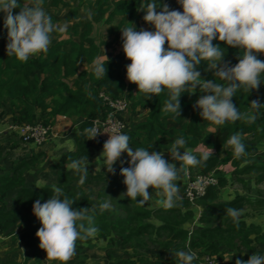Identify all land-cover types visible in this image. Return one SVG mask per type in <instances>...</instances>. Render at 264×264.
Wrapping results in <instances>:
<instances>
[{
  "label": "trees",
  "instance_id": "16d2710c",
  "mask_svg": "<svg viewBox=\"0 0 264 264\" xmlns=\"http://www.w3.org/2000/svg\"><path fill=\"white\" fill-rule=\"evenodd\" d=\"M19 2L29 5L30 0H19ZM46 2L51 7H57L58 4H62L63 7L69 6L63 0H43L42 5ZM141 3L142 0H117L115 2L92 0L89 7L90 18L86 19L81 26L75 24L69 27L67 29L68 39L49 45L46 51L30 56L24 62L18 61L14 56L7 57L6 55L7 30L3 24L4 13L0 12V110L3 101L7 99L9 108L6 111L10 115L7 123L34 124L38 122L49 126L51 130L52 124L58 116L80 119L81 126L80 133L76 137V150L65 154L58 163L52 166V169H57L60 166L70 164L73 159L84 158L86 162L90 156V149L103 146L100 142L88 140L83 130L91 126L92 119L104 117L109 112L104 97L112 101L124 99L127 101L125 112L135 111L138 107L148 110L147 117L143 122L133 126L130 131H127V127L123 130V134L129 137V146L133 149L144 147L149 151L167 152L168 146L178 136L182 135L186 141L184 148L198 158L202 154L193 150L199 145L210 147L216 151V154L208 155L207 161L202 165L188 166L189 170L198 168L200 170L198 174L208 175L214 167L222 163L230 162L236 166L238 158L234 156L231 146L224 142L230 135L238 132L241 134L242 142L245 145V155L255 149L243 138L249 134L264 133V108L255 111L254 119L251 121L237 120L226 122L224 125H216L218 132L212 139L209 131V127L212 126L211 123L200 117L199 109L193 108L198 97L204 95L199 86L190 89L191 93L185 91L181 94L179 97V116L162 111L164 101L167 99V92L153 95L150 99H147L146 94L138 92L137 86L126 79V65L130 62L124 54H118L108 59L105 77L96 78L89 70L77 75L72 86L68 85L67 79L76 74L78 63L83 62L90 65L92 58L100 55L101 47L91 37L93 21L102 19L104 23H109L114 18H119L121 24L123 22V24L138 25L144 22L142 19L144 12L140 11ZM161 3H164L163 0ZM168 6L173 9L170 5ZM18 11L19 8L14 9L13 14ZM74 15V11L69 12V17ZM147 25L153 28L151 24ZM53 34H55L54 31L51 36ZM213 43L216 44L217 41L213 40ZM219 46L224 48L222 49L224 52L222 62L228 61L231 65H235L238 62L237 53L238 51L242 52V50L226 46L222 41L219 42ZM164 47H167V42H165ZM256 55L258 59L263 60L261 54L257 53ZM208 63L201 61V64L197 66L201 79H213L215 70L209 69L206 65ZM262 82H264V77H262ZM257 98L264 102V84L255 90H250L249 94L238 90L232 97V102L240 111H246L248 103ZM123 113L119 115L120 119H122ZM5 132L19 138L13 132L6 130ZM222 152L224 156L220 157ZM42 157H44L42 153L27 157L19 164L12 166L7 172L0 174V235L11 234L13 229L22 223L27 229V234L24 237L27 248H33L38 241L35 233L41 225L34 215L32 219H29L27 216L20 215V211L23 207L32 209L36 199H40L43 203L54 194V187L43 186L35 190L25 184V172L30 169V165H38ZM78 175L79 173L75 170L68 169L58 177V181L61 182V198L67 196L72 201L73 208L88 207L94 209L95 213H90L93 215L92 224L98 229L96 233L98 237L105 241L118 242V244L130 248L131 242L142 236L147 235L153 240L164 236L161 246L170 262L176 261L174 256L176 250L202 249L205 252L203 257L205 255L213 256L217 260L215 255L217 253V241L225 243L227 247L233 246L235 241L247 247L250 242L248 236L252 233L253 227H245L243 223L238 222L237 225L232 222L231 218L225 214V210L229 207L236 208V204L214 203L216 199L214 187L207 188L205 195L195 199L193 204L185 199H180L177 204L175 203L172 207L165 209H148L143 205H137L135 201L127 197L120 198L119 201H123L120 203V207L125 215L122 219L111 220L107 218L104 211H99L100 200L97 201L96 206H91L88 198L77 199L73 196L72 191L74 189L69 191L70 187H68L71 185L70 183L62 184L63 181L74 179V176L77 178ZM115 176L116 173L109 172L104 175H92L88 171L85 181L107 179L113 193H125L126 186L122 182L117 183ZM148 189L158 190L151 188V186ZM181 190L183 191V188ZM10 193H13L12 206H8L7 202ZM130 205H135V207L129 208ZM194 205L213 210L215 219H223V226L200 228L190 235L184 226L193 217L192 206ZM182 208L185 210L183 211ZM153 217L159 219L158 225L148 221ZM83 223L85 226L88 225L87 220ZM112 234L116 238H113ZM87 240L77 239L75 245ZM22 264H26V261ZM95 264L151 263L144 258L134 259L133 256L127 254L117 261H111L110 255H107L104 263L96 262Z\"/></svg>",
  "mask_w": 264,
  "mask_h": 264
},
{
  "label": "clouds",
  "instance_id": "9594fccd",
  "mask_svg": "<svg viewBox=\"0 0 264 264\" xmlns=\"http://www.w3.org/2000/svg\"><path fill=\"white\" fill-rule=\"evenodd\" d=\"M43 0H30L24 5L19 0H0V12L4 13V28L7 30L5 52L7 57L14 56L24 62L47 50L51 34L56 27L51 17L42 8ZM181 10L170 9L161 0H142L143 21L153 26V30H137L134 24L122 27L121 50L127 60L126 79L137 86L138 92L153 95L167 92L162 111L179 116V97L185 91L197 86L204 95L198 97L193 108L199 109V115L211 125H224L237 120L251 121L255 111L264 108L259 98L248 103L246 111H240L232 102L238 90L249 94L264 84V60L257 58V53L264 55V0H176ZM19 11L13 14V10ZM64 31V28H60ZM213 40L217 43L214 44ZM222 41L226 46L238 50V62H222L224 52L219 46ZM165 42L167 47L165 48ZM201 61L209 62L207 67L214 69L213 79L200 77L197 66ZM108 58L104 51L90 62L94 77H105ZM147 110V109H145ZM83 131L88 140L98 136L97 125ZM215 127L210 133H215ZM108 134V133H107ZM231 146L237 158L245 155V145L241 134L234 133L224 142ZM184 137L178 136L167 148L171 159L180 162L179 168L202 165L208 154L199 158L184 148ZM206 147V146H205ZM212 152L210 147H206ZM181 150H183L181 152ZM122 153H126L127 167L121 160L119 175L126 186L123 196L144 205L153 198L147 189H158L157 196L162 197L165 207H172L177 198L178 167L167 162L161 151H149L144 147L133 149L129 146V137L113 125L112 134L104 142L100 152L104 168L115 174L113 167ZM84 158L73 159L68 167L78 172V184L82 185L88 175ZM209 183L212 181L209 180ZM110 208L107 201L98 205L100 212ZM32 213L41 227L35 235L39 248L46 253V259L60 262L68 261L75 252L77 239L84 241L93 238L98 229L92 224L94 209L73 208L72 201L64 196L61 189L54 188V194L43 203L36 199ZM92 213V214H90ZM242 210L229 207L225 214L238 225ZM87 220L85 226L83 221ZM177 264H192L193 252L176 250ZM235 264H264V255L253 253L246 261L236 259Z\"/></svg>",
  "mask_w": 264,
  "mask_h": 264
},
{
  "label": "crops",
  "instance_id": "0c3cea01",
  "mask_svg": "<svg viewBox=\"0 0 264 264\" xmlns=\"http://www.w3.org/2000/svg\"><path fill=\"white\" fill-rule=\"evenodd\" d=\"M69 6L63 7L62 4H58L57 7H51L46 2L44 5L48 9L56 10L58 8H65L68 10V13H65V18L67 23L65 25L64 31L59 35L56 33V36L51 37L50 43L54 44L57 41L65 40L69 38L67 34V29L72 25L78 24L82 25L83 22L86 20L85 18L80 22L76 17V12L73 8H71V0H63ZM80 4H87V9L89 14L90 11V3L92 0H79ZM110 2H115L117 0H109ZM164 3H167L172 8L176 4V0H163ZM43 6V5H42ZM74 11L75 15L73 17H69V12ZM90 18V15H89ZM131 26L126 23L121 24V20L119 18H114L109 23H104L103 20H100L101 33L99 34V39H97L93 34V28L91 37L93 38L94 42L100 45V55L103 54V51L107 58H112L118 54H123L121 50V33L120 30L122 27ZM137 30L144 29V30H153V28L149 27L146 23L142 22L138 25H135ZM264 60V55L261 54ZM130 62V61H129ZM90 70V65L80 62L77 64L76 67V74L70 76L67 79V83L69 86H72L73 81L76 79L77 75L87 72ZM9 108L8 100H4L2 103V108L0 110V174L7 172L11 169L12 166L19 164L21 161L30 157L32 155H36L42 153L44 155V160L40 163V166L44 164L43 162H47L46 159L49 161V167L52 169V166L59 162V160L65 156L67 153H72L76 150V137L80 133V119L78 118H68L58 116L55 118L52 127L51 133L45 143L41 146H37L34 143L27 142L24 143L20 141L15 135L9 134L5 132L4 128L7 122L10 119V115L6 109ZM148 114V110L136 108L135 111H127L122 114V120L126 122L127 131L133 129V126L136 124L143 122ZM211 127H215V133H211L212 139L216 136L218 132V127L216 125H212L209 127V131ZM258 135V134H257ZM255 136L249 134L245 136L243 139L247 137ZM255 149L250 151L247 155H242L238 158V162L235 165H232L230 162L222 163L217 165L211 170V174L215 177L217 184L213 186L216 190V199L214 203L219 204H229L235 203L237 209H241L242 213L239 218V223H243L245 227H253L252 233L249 234L248 240V248L241 245L240 242L235 241L233 246H228L223 242H216L217 244V260L219 264H235L236 259H241L246 261L253 253L262 254L264 255V147L263 146H256L253 145ZM212 150V149H211ZM199 154H208L213 155L216 154L215 150L212 152H208V149L205 148L203 145H199L197 148L193 150ZM97 152V151H96ZM95 156L96 162L94 165L100 164L101 159L99 158V153ZM163 157L167 162L175 163L178 167V179L175 181L178 185V189L184 187L187 182V175L188 178L194 177L200 171L198 168L188 169V166L184 168H179L180 162L173 161L168 152L163 151ZM224 153L220 154V157H223ZM46 157V159H45ZM122 160L121 156L119 157ZM93 162L87 160L84 163V166L88 168L89 173L92 175H104L108 173V171H96L92 172L91 166ZM117 161L114 163V168L116 169V174L119 173L117 169ZM60 170H68L71 169L66 166H60L57 168ZM52 169V170H57ZM49 170V169H48ZM95 171V170H94ZM31 172L28 170L25 172V184L27 180V176H29ZM116 182L121 183L123 177L120 175H116ZM46 185H40L43 187ZM28 187V186H27ZM38 186L39 189L40 188ZM47 187V186H46ZM33 188V187H31ZM34 189V188H33ZM150 194L153 190L148 189ZM13 193H10L8 199L11 198L12 200ZM8 202V200H7ZM13 202V201H12ZM12 204L8 203V206H12ZM18 207V206H17ZM168 208L163 206V209ZM25 213L29 215L32 211L30 207H23L21 209ZM21 212V211H20ZM193 217L192 219L185 224V228L188 231H192L193 234L200 228H212L213 226L222 227L223 226V219L218 218L215 219V213L213 210L206 209L204 206L194 205L192 207ZM20 213V215H22ZM22 215V216H24ZM107 216V215H106ZM122 216L112 218L111 220L115 219H122ZM32 219V218H30ZM158 225V224H156ZM190 232V235L192 234ZM27 234V229L24 226H17L13 229L11 234H2L0 235V264H21L23 260L35 255L33 258L32 263L30 264H56L57 262L44 263V260L41 259V256L36 251V247L39 245V240L35 243L33 248H27L24 242V237ZM96 240H100L99 248L103 252L101 255H96L92 253L89 255L88 259L91 261L90 264L104 263L107 255H110L111 261H117L122 259L127 254L131 255L129 252L130 248L127 246H123L118 244V242L112 243L115 244L118 248H123L122 253L117 254L115 249H112L113 252H110L109 248L106 247L107 243L104 239L99 238L96 234L94 237ZM262 239V240H261ZM117 241V240H116ZM110 245V244H109ZM108 245V246H109ZM185 251H191L195 254V259L193 260L192 264H202V255H204V250L202 249H182ZM87 249L85 248V243H78L75 245V252L74 255L63 264H82L84 261L82 260L83 255H85ZM124 252V254H123ZM125 252L126 255H125ZM46 254V253H45ZM117 254V255H115ZM163 254L166 258L162 261H159V264H177V260L174 262L168 261L169 257L167 256L166 252L164 251ZM115 255V256H114ZM25 258V259H24ZM38 260V261H37ZM49 262V261H48ZM167 262V263H166ZM151 264H158V261H151Z\"/></svg>",
  "mask_w": 264,
  "mask_h": 264
},
{
  "label": "rangeland",
  "instance_id": "374dc122",
  "mask_svg": "<svg viewBox=\"0 0 264 264\" xmlns=\"http://www.w3.org/2000/svg\"><path fill=\"white\" fill-rule=\"evenodd\" d=\"M70 5H71V8H73L74 11L76 12V17H77L76 20L81 22L84 18L89 19L90 14H89L88 9H87V4H80L79 0H71ZM42 8L51 17L53 23L56 25V27L53 30L55 34H53L51 37L56 36L57 32L60 35L63 31H60L59 29L65 28V25L67 23V20L65 18V13H68V10L63 8V7L58 8L56 10H52V9H48V6L46 7L45 5H43ZM98 25H100V20L95 21V22L93 21V23H92L93 34L97 39H99L98 33H101L100 32L101 27H98ZM121 121L124 124V128H126L127 127L126 122L123 121L122 119H121ZM107 139H108V134H104V137L102 140L106 141ZM105 141H97V142H100L103 145ZM246 141L251 145L255 144L258 147L259 146L264 147V133H261V134L255 135V136H251V137H247ZM102 148H103V146L90 149V156L88 157V160H90V162H93V165L91 166V169H90L92 172H96V171L104 172L106 170L104 168L105 166L102 163H100V164L96 163L94 165V163L96 162L95 156L98 155L97 153H99V156H100V152L102 151ZM161 152H163V151H161ZM99 158L101 159V157H99ZM121 158L123 161H125V163L122 166L127 167L128 157H127L126 153H122ZM45 159H46V157H45ZM43 160H44V157H42L40 159V162L38 165H36V166L30 165L29 171L31 173L29 174V176H27L26 186H28L29 188L33 187L35 190H37L36 188H38V186L40 187V185H46L47 187H54V188L59 187V188H61V182L58 181V177L63 172H65L66 170L62 169L59 171L58 169L52 170V169H50L51 167L48 168L49 167V161L47 159H46L47 162H43L44 164H42V166H40V163H42ZM120 161L121 160L118 158V160H117V163H119V165H117L118 166L117 167L118 172L120 171V167H121ZM113 167H114V165H113ZM79 175L77 176V178L74 176V179H71V180L68 179L70 182L68 180H65L62 183V184H65V183L71 184L68 187H70L69 191H71V189H74L72 191L73 196H75L77 199L84 198V197L88 198L90 200L91 206H96V203L98 200H100L99 201L100 203L107 201L110 203V208L104 210V212L107 215V218H109V219L113 218L114 219V218L119 217V216L124 217L125 214L123 212V209L120 207V203L123 201H119V199L124 198L126 196H123L122 193H113V191L110 188V183L107 179H105L103 181H101V180L100 181H95V180L92 181L91 180L90 182L85 181L82 185H80V184H78ZM116 175H119V173H117ZM191 178L192 177L188 178V175H187V181H188V179H191ZM33 188H31V189H33ZM181 189H178V192L176 194L177 198L175 199L174 204L175 203L177 204L178 200L184 199ZM158 191L159 190L152 191L153 198L150 201L146 202L143 205V207L148 208V209H163L164 205L162 203V197H159L156 195V193ZM8 203L9 204L13 203L11 198L8 199ZM189 203L193 204V202H189ZM132 207H135V205L134 206L130 205L129 208H132ZM185 207L191 208L190 206H185ZM182 210L184 211L185 208H182ZM20 213L22 214L25 212L21 210ZM22 215H24V214H22ZM24 216H27L30 219L33 217V213L31 211V213L29 215L25 214ZM148 221L153 223V224H159L160 223L159 219H155L154 217L148 219ZM17 226L21 227V226H23V224L20 223ZM189 232H192V231H189ZM111 236L113 238H116V236H114V234H112ZM163 239H164V236L161 238H157V239L153 240V238H150L147 235L142 236L138 239H134L130 244L131 247H130L129 252H131V256H133L134 259H139V258L143 259L144 258L147 260V262L151 263V261H158V264H159V261L164 262L163 260L166 258V256L163 254L164 249L161 246V243H163ZM97 241L98 240H96L94 238H89L87 241L84 242L85 248L87 249V252L82 257V260L84 261V263H82V264H90L91 263V261L88 259L90 254L95 253L96 255H101L103 253L101 251V249L99 248V243H96ZM98 242H100V240ZM106 242L110 244V245L106 244V247L110 249L109 250L110 252H113L112 249H115L114 251H117L118 252L117 254L122 253L121 249H123V248H118L115 244H111V242H109V241H106ZM36 249H37L36 251H38V253L40 254L38 256H41V259L44 260V263H50V261L57 262L56 264H63L64 263V262H60V261H56V260H48V259H46V254H45L44 250L40 249L39 246L36 247ZM126 253L127 252H125V255H126ZM117 254H115V255H117ZM123 254H124V252H123ZM33 259L34 258L32 256L31 257L29 256L28 258L23 260L21 262V264L24 261H26V264H30V263H32L30 261H32ZM201 259H203V258L201 257ZM167 264H169V263H167Z\"/></svg>",
  "mask_w": 264,
  "mask_h": 264
},
{
  "label": "built area",
  "instance_id": "2783aa9c",
  "mask_svg": "<svg viewBox=\"0 0 264 264\" xmlns=\"http://www.w3.org/2000/svg\"><path fill=\"white\" fill-rule=\"evenodd\" d=\"M174 9L181 10L180 6L176 3ZM106 106L109 108V112L103 116L97 117L91 120L99 121L97 125L98 136L91 139L93 141H105L102 140L104 134H112L113 125L117 126V130L123 133L124 124L119 118V115L126 111L127 101L121 100H109L106 97L103 98ZM5 130L15 133L22 142H31L37 146H41L45 143L50 135L49 126H45L41 123L34 124H14L7 123ZM212 182L209 183L208 181ZM217 184L215 177L210 173L208 175L197 174L193 178L188 179L186 185L183 187L182 195L183 198L189 202H193L195 199L203 197L206 193L207 188L213 187ZM202 264H219L215 257L205 255L202 259Z\"/></svg>",
  "mask_w": 264,
  "mask_h": 264
}]
</instances>
